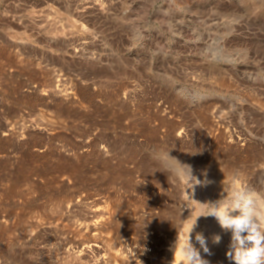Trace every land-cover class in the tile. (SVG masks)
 Here are the masks:
<instances>
[{
	"label": "rangeland",
	"instance_id": "374dc122",
	"mask_svg": "<svg viewBox=\"0 0 264 264\" xmlns=\"http://www.w3.org/2000/svg\"><path fill=\"white\" fill-rule=\"evenodd\" d=\"M233 185L264 193V0H0V264H174Z\"/></svg>",
	"mask_w": 264,
	"mask_h": 264
},
{
	"label": "clouds",
	"instance_id": "9594fccd",
	"mask_svg": "<svg viewBox=\"0 0 264 264\" xmlns=\"http://www.w3.org/2000/svg\"><path fill=\"white\" fill-rule=\"evenodd\" d=\"M167 156L176 160L169 153ZM177 163L179 168L173 171L180 178L192 184V187L202 183L193 175L191 166L182 165L178 161ZM208 205L206 212L196 217L185 239L179 245L180 253L184 257L182 264H209V261L201 256V250L205 254H211L205 236L196 233L195 241L199 248L192 242L191 234L201 216L214 217L221 229L231 233L229 249L226 252L230 261L234 264H264V193L251 187L236 188L233 185L224 198ZM212 241L219 244L221 237L214 235ZM176 245L177 242L174 253Z\"/></svg>",
	"mask_w": 264,
	"mask_h": 264
},
{
	"label": "bare ground",
	"instance_id": "6f19581e",
	"mask_svg": "<svg viewBox=\"0 0 264 264\" xmlns=\"http://www.w3.org/2000/svg\"><path fill=\"white\" fill-rule=\"evenodd\" d=\"M150 169V168H149ZM148 173V172H147ZM152 175H154V177L155 176H157V177H159V175L161 176V174H158V173H154V174H152ZM167 176H169V174L167 173V175H164L163 176V178H166ZM195 177H197L202 183H204L205 181H210L211 179H210V177H208V176H195ZM161 178V177H160ZM193 182H195V181H193ZM216 185V184H215ZM220 188V187H219ZM218 189V188H217ZM219 190V189H218ZM221 191V190H220ZM218 193V192H217ZM194 221H192V219L190 218V217H188V220L186 221V225H185V232H183V234H181V236H180V239L178 240V242H177V245H176V250H175V253H174V248H173V256H174V264H182V261L184 260V257L181 255V253H180V250H179V245H180V243H182L183 242V240L185 239V237H186V234H187V232H188V230H189V228L191 227V225H192V223H193ZM198 222V221H197ZM199 224L197 223V226H196V228H195V230L192 232V234H191V236H192V242L193 243H195V246H197V245H199L196 241L194 242V239H195V235H196V233L198 232V229L197 228H199V226H198ZM197 230V231H196ZM184 231V230H183ZM197 243V244H196ZM198 248V247H197ZM204 256V255H203Z\"/></svg>",
	"mask_w": 264,
	"mask_h": 264
}]
</instances>
